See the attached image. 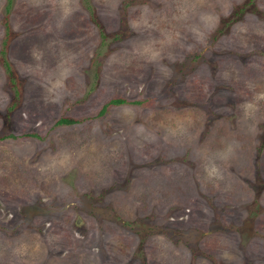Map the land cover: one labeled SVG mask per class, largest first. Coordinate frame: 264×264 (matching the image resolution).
I'll return each mask as SVG.
<instances>
[{"label":"rangeland","instance_id":"obj_1","mask_svg":"<svg viewBox=\"0 0 264 264\" xmlns=\"http://www.w3.org/2000/svg\"><path fill=\"white\" fill-rule=\"evenodd\" d=\"M0 264H264V0H0Z\"/></svg>","mask_w":264,"mask_h":264},{"label":"trees","instance_id":"obj_2","mask_svg":"<svg viewBox=\"0 0 264 264\" xmlns=\"http://www.w3.org/2000/svg\"><path fill=\"white\" fill-rule=\"evenodd\" d=\"M10 0H8V2H9ZM124 101V99H122V98H111L110 100H109V102H111V103H120V102H123ZM73 119L72 118H69V117H59L57 120H56V122L57 123H69V122H71Z\"/></svg>","mask_w":264,"mask_h":264}]
</instances>
